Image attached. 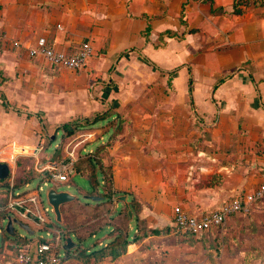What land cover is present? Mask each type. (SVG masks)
Segmentation results:
<instances>
[{"label":"crops","instance_id":"0c3cea01","mask_svg":"<svg viewBox=\"0 0 264 264\" xmlns=\"http://www.w3.org/2000/svg\"><path fill=\"white\" fill-rule=\"evenodd\" d=\"M237 1L0 0V31L6 37V49L0 45V93L10 104L27 111L6 109L0 97V160L14 164L19 154L31 151L34 155L43 130L37 118L27 113L43 118L49 114L54 120L62 116V102L56 99L60 73L43 58L30 57L27 49L39 37L65 53L87 42L91 57L72 85L85 83L92 70L104 72L105 78L112 65L118 78L113 83L111 79L104 82L103 77L92 81L88 93L71 92L76 93V114L83 119L94 117L103 100L107 109L121 114L124 126L108 149V165L102 160L111 175V189L117 193L108 200L111 212L103 214L107 223L93 228L97 232L105 228V234L96 240V232L91 233V239L96 241L77 252L90 253L95 244L103 247L112 241L115 220L121 218L122 210L127 213L124 203L116 201L120 196L126 197L129 208L138 203V218L148 228L160 231L130 242L117 259L84 263L76 252L64 264H173L176 257L170 250L176 245L165 239L174 233L175 207L190 216H199L219 209L230 197L252 193L263 181L264 175L254 187L249 185L248 176L241 175L237 167L222 186L194 191L197 180L193 168L205 160L203 152H196L201 143L193 141L198 137L196 119L204 121L207 134L213 126L216 133L234 134L246 128L262 134L264 140V0L257 5L256 0H242L249 4L234 6ZM148 25L151 30L145 40L143 32ZM166 31L183 38L163 36L165 45L155 47L160 34ZM14 42L19 44L18 51L9 52ZM188 69L192 79L190 96ZM139 71L144 75L148 72L147 77ZM50 74L56 82L52 94L44 90L52 80ZM150 84L153 92L148 94ZM236 148L237 145L232 147ZM257 158L249 162V168L264 170V154ZM6 189L0 193L5 197ZM0 211L6 212V205ZM12 215L11 219L18 220ZM128 222V235L132 237L136 233L133 216ZM25 225L32 231L29 224ZM223 232V228L213 229L200 237L183 238L186 241L182 243L208 247L210 236L222 242ZM3 234L0 264H19L18 246L25 244L26 238L20 236L23 240L17 241L8 238L5 230ZM152 243L158 246L157 252ZM162 251L168 254L161 255ZM184 257H177V262Z\"/></svg>","mask_w":264,"mask_h":264},{"label":"rangeland","instance_id":"374dc122","mask_svg":"<svg viewBox=\"0 0 264 264\" xmlns=\"http://www.w3.org/2000/svg\"><path fill=\"white\" fill-rule=\"evenodd\" d=\"M0 33L2 32L0 31ZM1 44H3V47L6 49V37L0 38V45ZM16 49L17 48L14 46H11V48L8 47L9 52L14 53L18 51ZM20 54L22 55L23 53L20 52L19 55ZM86 63L80 69L75 71L51 67L53 71L60 73L59 78L61 79V82L56 84L59 90L56 99L62 102V116L57 117L55 120L51 118L49 114L47 117L44 116L49 125L52 124L53 126H49L48 131L45 132L43 130V132L39 134L40 139L37 145L42 148L38 155L40 164H44L50 159L55 162L62 161L66 156V149H70L75 143L82 141L84 139L82 135L88 132H96L97 141L94 143H92V141H85L78 146L79 160L75 164L77 165L76 168H83L87 160L86 158H94L93 160L98 163L100 160L97 157H99L101 160L104 159L107 165L110 162L108 149L102 153H96V149L107 144L109 137L115 129L116 123L114 121L111 122L109 119H105L96 122L95 124L87 125L86 120L81 117V114L77 115L75 111L78 102H76V99L74 98L76 93L72 94L71 92L85 90V92L88 93V91L90 92L89 86L92 84V81L101 79L102 77L104 78V72L101 73L100 71L92 70L87 80L84 79L85 83L79 82L78 86L74 87L71 82L75 80L76 77L80 76L81 70L85 68ZM139 72H141L140 74L142 76L147 77L148 72H146L145 75L143 74L144 71ZM50 76L52 80L50 81V84L47 83V89H44L48 94L53 93V84L56 83L53 79V75L50 74ZM116 76L118 75L114 73V70H108L104 82L107 79H111V82L113 83L118 78ZM151 88V84L146 88L148 94L152 91ZM62 122H70L79 127L75 130L72 136L67 137L61 130L57 132L56 126ZM35 126L37 127V125ZM93 127H96L97 129ZM215 128V126L208 128L209 139L207 142H201L197 148L198 150H196V152L200 150L201 153H204V156L202 155V157H204L205 160L197 162L193 168L196 174L194 177L197 180V183H194V191L213 190L215 187L222 186V183L227 181L226 179H229V173L235 171L237 167L241 175L248 176L251 183L249 185L254 187L261 181L262 176L264 175V170L261 168H249V162H252L254 159L258 160L257 157L264 154V140L262 134L247 130L246 128H242L239 132H235L234 134L231 132L216 133ZM52 135L54 136L53 139L50 138ZM101 136L104 137L102 140H100ZM55 138L56 141L51 144L50 142ZM101 142H103V144H99ZM185 142L186 140H184V143ZM186 143L184 145H186ZM236 145L237 150L232 149V147ZM83 146L87 149L88 147H92L94 154L90 157L87 156L82 150H80ZM169 160H174V158L169 157ZM13 161L14 164L12 161L0 160V162H5L10 166L7 179L4 180L5 182L3 185H0V192L8 187L9 182L17 184L21 180L27 179L29 181L36 176H39L35 170L37 159L31 151L17 155ZM101 181L102 176L99 172L96 174L95 182L91 183L88 177L75 170L66 183H48L47 186H44V181L41 178H36L30 183V190H37L38 186L42 187L40 200L45 207L49 206L46 199V193L49 188H55L58 192L65 191L76 197L75 201L61 206L63 222L62 224L56 223L60 230L69 232H72L73 230L77 231L78 236L82 238V242L77 243L76 239L71 237L72 241L77 244L76 248L69 250V253L72 255L76 253L77 250L86 247L89 243L95 242L105 234V230H103L105 228L98 232V229L93 228L94 225L101 227L107 223L106 217L103 216V214L104 212L110 211L111 203L107 199L95 202L84 198V196L94 195L93 192L98 194L102 193L104 186ZM242 196H244V193H242L241 196L230 197L224 203H229ZM6 197L3 194H0V209L6 205ZM121 207L122 204L120 203L119 209H121ZM11 215L12 213L10 214L9 211H0V247L4 235L3 231L5 230L8 221L7 219ZM47 217L51 222L54 221V214L52 212L47 213ZM23 223L29 224L34 233L30 235L17 223H14L13 227L15 234L16 236L26 238L24 240L31 243L32 248L34 243L38 241L39 237L42 236L46 238L44 231L39 230L36 226L27 221H23ZM124 223V211L122 210L121 218L115 220V225L122 226ZM222 228L224 229L222 234L223 241H213L214 238L213 235H211V244H209L208 247L204 245L201 246L200 244H196L193 247L184 245L182 240L183 238H186V236L170 233V237H166L165 240H167V242L169 240L171 243L175 242V249L170 250V253L176 257L173 264H245V261L247 260L246 257L249 258L250 264H264V200L250 204L247 207L246 212L230 216ZM93 232H96V240L91 239V233ZM10 239L15 240V237ZM152 245L153 249L155 248L157 252L158 246L156 247L154 243H152ZM65 252L66 251L62 249L59 251L62 255H64ZM160 254H168V251H162ZM182 255L185 257L178 263L177 257Z\"/></svg>","mask_w":264,"mask_h":264},{"label":"built area","instance_id":"2783aa9c","mask_svg":"<svg viewBox=\"0 0 264 264\" xmlns=\"http://www.w3.org/2000/svg\"><path fill=\"white\" fill-rule=\"evenodd\" d=\"M13 45L15 47L19 46L17 42H14ZM27 51L30 57H41L50 66H58L68 70L80 69L92 53L91 47L87 42L82 43L70 53L56 51L47 45L44 37H39L35 45L29 47ZM82 136L84 139L75 143L70 149H66L65 158L59 162L48 160L44 164H40L38 155L42 148H35L34 156L37 159L35 170L44 181V186H47L48 183L61 184L68 181L71 174L75 171V164L79 160L78 146L82 142H94L97 139L96 132H88ZM102 139L100 137V140ZM100 144H103V142ZM80 150L87 156L94 154L93 149L90 147L87 149L83 146ZM101 183L103 184V182ZM29 186L30 183L25 184L23 187L24 191H21L20 189H14V184L9 182L6 189V210L14 213L22 223L23 221L33 223L39 230L44 231L46 238L39 237L38 241L34 243L33 248H31V243L28 242L18 246L16 260L19 264H60V260L64 257V255L59 253L60 249H62L60 244L63 245L65 243L67 236L62 230H50L43 227L44 224L51 222L47 217V213H53V209L50 205L45 207L41 203V186H38L37 190H30ZM263 197L264 179L252 193L244 195L243 200L239 198L234 199L229 203L223 204L219 209L203 213L199 216H190L182 211L181 208L175 207L173 209V231L182 236L189 234L193 237H200L213 229L222 228L230 216L246 212L250 204L263 199Z\"/></svg>","mask_w":264,"mask_h":264},{"label":"trees","instance_id":"16d2710c","mask_svg":"<svg viewBox=\"0 0 264 264\" xmlns=\"http://www.w3.org/2000/svg\"><path fill=\"white\" fill-rule=\"evenodd\" d=\"M263 0H256L254 1V5H257V3L261 2ZM239 4H249L246 1H242V0H238L236 2V4L234 6H237ZM150 26L148 25L146 27V30L143 32V36L145 38V40H148L149 37V33H150ZM192 32V31H190ZM163 36L165 37H173L176 40L182 39V36H176V35H170V33L168 31L160 34V37L158 38V42L159 44H156L155 47L161 48L163 47L165 44L162 42V38ZM4 37L3 33H0V38ZM47 41V40H46ZM47 45L49 47H52V45L47 41ZM14 46V45H13ZM15 47V46H14ZM145 61L148 62L147 58H143ZM51 67H56L58 69H63L61 67L58 66H51ZM113 65L110 68L109 71H113ZM75 71V70H74ZM162 73V72H161ZM188 75H189V79H188V94L189 96L191 95V85H192V79H191V74H190V70L188 69ZM0 97L3 101V105L6 109H13L15 110V112L19 113V112H23L22 108H17L16 106L10 104V102L7 100L6 96L4 95V93H0ZM100 106H101V110L99 111L98 114H96L94 117H90L85 119L86 120V124L87 125H91V124H95L96 122L99 121H103L105 119H111L112 117H114L113 121L116 123L115 125V129L112 133V135L109 137L108 142L106 145H104L101 148L96 149V153H102L107 151V149H109L110 147L113 146V144L118 140L120 133L122 132V128L124 126V119L121 116V114L114 112L112 109H107V103L103 100H100ZM192 103V102H191ZM192 110H193V106H192ZM26 111V110H24ZM27 112V111H26ZM27 116H35L38 120V123L41 125L42 130H44L45 132L48 131V127L50 126L49 123L46 121L45 118L41 117V115L39 114H34V113H27ZM111 123V122H110ZM204 121L202 119H196L195 125L194 127L197 130L198 133V137H196L195 139H193L194 143H201V142H207V140L209 139V136L207 133L204 132ZM57 127V132L58 131H62L64 133L65 136H72L75 132V130L79 127L78 125H75L73 123L70 122H62L59 125L56 126ZM56 141V138L50 142L51 144L54 143ZM90 157V156H89ZM100 161L98 163H96L93 159L94 158H86V162L83 166V168H76L77 165L74 166L75 170L77 172H80L82 174H84L86 177H88V179L90 180L91 183L95 182L96 179V174L99 172L102 176V181L103 182V186H104V190L102 193L98 194L96 192H93L94 195L99 196L103 199H107V200H112V198L117 194L116 192H113L111 189V175L109 173V171L105 170L103 165H102V160L97 157ZM51 162H55L52 161L50 159ZM36 178H40V176H36L35 178H33L32 180H21L19 181V183L14 184V189H21L22 187L25 186V184L31 183L33 180H35ZM5 181H0V185H3ZM260 184V183H259ZM240 199H244V196L240 197ZM263 199L259 200L262 201ZM257 201V202H259ZM133 202H136L135 200H133ZM255 202V203H257ZM139 206L138 203H136V207L133 205V203L130 205V209L132 212V216L133 219L136 223V233H133L132 237H129L128 235V215L126 213V211H124V220L125 223L122 226L119 225H113L114 227V234H113V239L110 243H108L107 245L103 246V247H97L98 243L94 245L93 249L90 251V253H87L86 250H81L79 252L76 253V257H78V259L81 260L82 258V262L84 263H89L91 260H93L94 262H98L101 261L105 258H111L112 260L117 259L118 257H120L122 254H124L126 252V248L128 246V244L131 242H138L141 241L142 239L148 237L149 235H158L160 233L159 230L156 229H150L147 227L146 222L143 220H140L138 218V212H139ZM111 212V211H110ZM109 212V214H110ZM108 214V215H109ZM43 227L45 229H50V230H60L57 225L56 222H49L43 225ZM65 232L66 236H71L74 234L75 239L77 240V242H82V238L79 237L78 235H76L73 231L69 232V231H63ZM189 238H192V235L186 234L183 235ZM14 240V239H13ZM15 240L17 241H22L23 239L20 238L19 236H15ZM25 241V240H24ZM26 243V241L24 242ZM70 255L69 251H66L64 254V257L60 260V264H64L66 262V259L68 258V256ZM247 260L245 261V264H250L249 258L246 257Z\"/></svg>","mask_w":264,"mask_h":264},{"label":"water","instance_id":"95a60500","mask_svg":"<svg viewBox=\"0 0 264 264\" xmlns=\"http://www.w3.org/2000/svg\"><path fill=\"white\" fill-rule=\"evenodd\" d=\"M50 138L53 139L54 136L52 135ZM9 171H10L9 165L7 163L0 162V181H4L7 179L8 175H9ZM84 198L95 201V202H99L102 200L101 197L96 196V195L84 196ZM46 199H47L48 205H50L53 209L54 218H55L56 223L62 224L63 221H62L61 206L64 204L75 201L76 197L71 195L68 192H65V191L58 192L55 188H49L47 190V193H46ZM116 201H120V202L124 203L125 208L127 210L128 219H131L132 213H131V210L128 206V203L126 202V197L120 196L116 199ZM7 220L8 221H7V224L5 226V233L9 237L14 238L16 236L15 231H14V227H13L14 223H17L27 233L32 234V231H30L29 227L27 225L23 224L22 222H18L16 219H11L10 217H8ZM76 245L77 244L74 243L72 241L71 237H69V236H67L65 238V243L63 245L60 244L61 248L64 251H69L71 249H74L76 247Z\"/></svg>","mask_w":264,"mask_h":264}]
</instances>
